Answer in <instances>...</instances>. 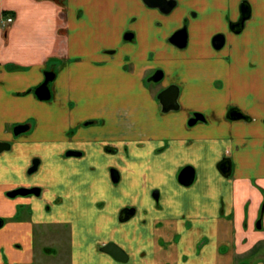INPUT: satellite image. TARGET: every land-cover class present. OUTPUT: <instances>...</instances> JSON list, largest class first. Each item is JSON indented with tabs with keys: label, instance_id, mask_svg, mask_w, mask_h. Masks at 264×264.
Instances as JSON below:
<instances>
[{
	"label": "crops",
	"instance_id": "1",
	"mask_svg": "<svg viewBox=\"0 0 264 264\" xmlns=\"http://www.w3.org/2000/svg\"><path fill=\"white\" fill-rule=\"evenodd\" d=\"M243 1L250 16L234 35L227 22ZM192 10L179 51L166 38ZM1 16L13 20L0 26V142L10 144L0 153V264H42L60 252L51 236L65 241L63 264H264V0H179L168 17L141 0H0ZM216 32L227 35L219 51ZM59 59L60 75L50 63ZM157 67L177 79L179 111L162 114L145 85ZM74 77L94 97L78 99ZM232 105L253 121L226 120ZM193 111L206 117L197 132L186 123ZM186 166L190 186L177 181ZM21 187L40 193L7 196ZM108 243L126 260L102 251Z\"/></svg>",
	"mask_w": 264,
	"mask_h": 264
},
{
	"label": "flooded vegetation",
	"instance_id": "2",
	"mask_svg": "<svg viewBox=\"0 0 264 264\" xmlns=\"http://www.w3.org/2000/svg\"><path fill=\"white\" fill-rule=\"evenodd\" d=\"M141 1L146 7L150 8V9H153L154 11H156V13H159L163 17L170 16L179 6V0H163L162 3H159L155 7L149 6L143 0H141ZM238 12L239 13L237 14V17H236V19L234 21H228L227 22V30H229V32L234 34V35L238 34L242 30V28L244 27V25L246 24V22L249 19L250 8L248 7L246 2H244V1L241 2L240 6L238 8ZM196 18H197V12L194 11V10L190 11L188 13V15L184 16L181 19L179 26L166 38V42L169 45H171L172 47H175L176 49H178L179 51H183V50L188 49L189 46H190V24H191V21H193ZM202 21H204V19H202L200 21V23H198L196 26L200 28V26L202 25ZM155 24L157 26H160L161 23L159 21H156ZM132 34H133V32L126 31L124 33L123 39L124 40H128L131 36H133ZM226 36L227 35L224 34L223 32L214 33L211 36V38H210V47L214 51L221 50L224 47V44L226 42ZM205 74H208V72H205ZM205 74L203 73L202 76L206 77ZM47 76L49 78H51L52 74H47ZM207 79L208 78H206L205 81ZM176 80H177L176 78H174V80L173 79H167L163 69L158 68V67L157 68H153V69L150 68V70L144 76V82H145V85L147 86V88L150 87L152 89V88L155 87V90H154V93H153V98L156 101V103H157V105L159 107V111L162 114H168V113L176 112V111L180 110V104L178 102V97H179V92H180V85H179V83ZM49 83H50V80L46 84V90H47V87H48ZM187 83L197 84L198 82H197V79L195 77H189L188 80H187ZM206 83L208 84V82H206ZM215 84H217V86H219V85H221V82H216ZM39 88H40V86H39ZM170 88L172 89V91L175 90V88H176V91H177L176 95L177 96H176L175 99H176V103H177V108L176 109H171V110H168V111H164L163 110L164 109L163 105L166 104V105L170 106V104H169L170 101H173L174 99L171 97V93L170 92L164 98H160V95L162 93H164L165 91H167L168 89H170ZM231 110H234L236 112V115L239 116V117H242V118L241 119H236V120L235 119H233V120L229 119L227 117V114ZM225 117H226V120H229V121H245V122H252L253 121V117L249 113H247L244 110H242L237 105L230 106V108L226 112ZM200 122L201 123L206 122V117H205V115L203 113L198 112V111H193L189 115V117H188V119L186 121V123H187V125L189 127H192V126H194V125H196L197 123H200ZM263 123H264V120H263ZM83 124L85 126L86 125H90V124H92V121L89 120V121H86ZM28 127L29 126L27 124L14 125L12 127V134L14 136H19V135L23 134L24 132H26V130H28ZM0 143L7 144V148L6 149L0 147L1 148L0 149V153L3 152L4 150H7V149L10 148V144L9 143H7V142H0ZM106 150L109 151L110 149H106ZM68 152L74 153V155H72V156H76V155L78 156L80 154V153H77V152L71 151V150L67 151V153ZM37 164H38V159H34L32 161V164L29 167V170L34 169V166H36ZM231 165L232 164H231V160L230 159L223 158V159H221L218 162L217 167H218L219 172L222 175L228 176L230 174ZM187 167L192 168L190 166H186V167H183L180 170V172L184 168H187ZM180 172H179V174H180ZM111 174L113 175V177H117L116 171L112 170ZM179 174H178V176H179ZM112 180H114V179H112ZM185 180H188V179L185 178ZM193 180H194V177H193ZM193 180H192V182L190 184L183 185V184H181L179 182L178 177H177L178 183L180 185H182V186H190L193 183ZM114 182H116V181H114ZM18 189H31L32 193H28L26 195H21V194L12 195L13 191L14 190H18ZM260 190L262 191V195H263V203L261 205L259 219H257V221H256V227H257V224H258L260 226L259 228H261V220H262V216H263V213H264V190L263 189H260ZM39 193H40V189L37 188V187H28V188L27 187H21V188H17V189H13L11 191H8L6 194H7L8 197H15V196H27V195H37L38 196ZM157 194H158L157 191H153V196L154 197H156ZM126 210L127 211H125V212L132 211L131 209H126Z\"/></svg>",
	"mask_w": 264,
	"mask_h": 264
},
{
	"label": "water",
	"instance_id": "3",
	"mask_svg": "<svg viewBox=\"0 0 264 264\" xmlns=\"http://www.w3.org/2000/svg\"><path fill=\"white\" fill-rule=\"evenodd\" d=\"M145 3H147L149 6H151V7H155L156 5H158L159 3H162L163 2V0H143ZM51 78H49L48 76H47V74L45 75V79H44V81H43V83L40 85V88H37L36 89V94H38V96H40V98L42 99V100H48L49 99V97H50V95H49V93H48V90H46V84H47V82L50 80ZM46 90V91H45ZM174 91V92H173ZM172 91V89L170 88V89H168L167 91H165L164 93H162L161 95H160V98H164V97H166L167 95H168V93L170 92L171 93V97L174 99L173 101H170V106H168V105H166V104H164L163 105V110L164 111H168V110H171V109H176L177 108V103H176V88H175V90H173ZM242 116V115H241ZM227 117L229 118V119H241L242 117H239V116H237L236 115V112L234 111V110H231V111H229L228 112V114H227ZM0 147L1 148H7V144H4V143H0ZM0 148V149H1ZM3 150V149H2ZM72 155H74V153H72V152H68L67 154H66V156H72ZM194 170L192 169V168H189V167H187V168H184L181 172H180V174H179V176H178V180H179V182L181 183V184H183V185H188V184H190L191 182H192V180H193V177H194V172H193ZM189 177V178H188ZM185 178H187L188 180H185ZM113 181H116V179H114ZM28 193H32V191H31V189H18V190H14L13 191V193H12V195H16V194H21V195H26V194H28ZM131 212V211H130ZM1 221H0V225H1ZM257 227L259 228L260 226L257 224ZM102 251H104V252H106V253H108V254H110V255H112L115 259H117V260H119V261H125L126 260V256H125V254H124V252L120 249V248H118L115 244H113V243H109V244H107V245H104L103 247H102V249H101Z\"/></svg>",
	"mask_w": 264,
	"mask_h": 264
},
{
	"label": "rangeland",
	"instance_id": "4",
	"mask_svg": "<svg viewBox=\"0 0 264 264\" xmlns=\"http://www.w3.org/2000/svg\"><path fill=\"white\" fill-rule=\"evenodd\" d=\"M161 59H164V58L161 57ZM62 61H63V59H59L57 61H50V63H53V62L55 63L54 66L57 67V71H58L59 75H60L59 66L62 65V63H61ZM79 61H81V60H79ZM58 63H59V65L57 66ZM68 64L69 63H67V65ZM73 64H76V63L73 62ZM157 64H158V66L162 65V66H165L166 67V61H163V60L161 61L160 60V61L157 62ZM48 72L49 71L44 72V74H43L44 75V78H45V75L48 74ZM76 74L78 75L79 73L77 72ZM82 77H87V76L85 75V76H82ZM82 77H80L79 79H75V77L73 78L74 81L77 84V87H78V90H77V97H78V99H81V98L84 99V97H86V98H92V97H94V95H95L94 89H91V87H88L87 83H89V82H87V81L82 82L81 80H84V78H82ZM63 78L64 77L60 76V80H59L58 83H60ZM79 80H80V82H78ZM154 90H155V87L152 88L151 91L153 92ZM195 107H197V106L195 105ZM197 108H202V107H197ZM252 114H253V116L258 117L259 114H261V111H254ZM85 122L86 121H84L83 123H85ZM24 124H26V122ZM196 127H197L196 125L190 127L189 128V131L197 132L198 129ZM255 160H256V158H255ZM258 165H259L258 164V161H256L254 163V168L258 169L257 168ZM45 242L50 246V248H54L57 251L60 250V252H57L56 255L53 254V253H47L46 254L47 256H45L43 254V256H42V264H63L64 260H67V256L64 253V244H65V241H61L60 244H59L58 238L55 237V236H51V237H47L46 240H45ZM62 249H63V251H61Z\"/></svg>",
	"mask_w": 264,
	"mask_h": 264
},
{
	"label": "built area",
	"instance_id": "5",
	"mask_svg": "<svg viewBox=\"0 0 264 264\" xmlns=\"http://www.w3.org/2000/svg\"><path fill=\"white\" fill-rule=\"evenodd\" d=\"M12 18L11 17H0V26L1 27H5L7 24H10L12 22Z\"/></svg>",
	"mask_w": 264,
	"mask_h": 264
}]
</instances>
